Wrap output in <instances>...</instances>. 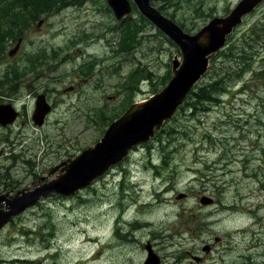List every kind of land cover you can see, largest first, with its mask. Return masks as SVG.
<instances>
[{"label":"rangeland","instance_id":"374dc122","mask_svg":"<svg viewBox=\"0 0 264 264\" xmlns=\"http://www.w3.org/2000/svg\"><path fill=\"white\" fill-rule=\"evenodd\" d=\"M238 2L152 5L192 34ZM43 5L31 4L29 14ZM132 7L119 23L106 0H81L23 32L4 31L0 104L15 101L21 116L0 126V196L32 188L47 197L0 230V264H143L146 248L162 264H196L190 256L205 257L206 246V264H264V2L194 87L199 93L223 79L218 103L197 105L190 93L153 140L77 197L58 196L83 176L63 180L69 161L132 103L162 90L181 59L179 46ZM40 94L53 109L37 127L31 116ZM204 196L216 202L198 206Z\"/></svg>","mask_w":264,"mask_h":264},{"label":"water","instance_id":"95a60500","mask_svg":"<svg viewBox=\"0 0 264 264\" xmlns=\"http://www.w3.org/2000/svg\"><path fill=\"white\" fill-rule=\"evenodd\" d=\"M261 1L262 0H242L226 19H215L211 21L208 26L203 27L197 34L191 36L184 33L175 23L162 16L155 7L150 5L149 0H132L145 18L179 46L182 62L180 64L175 63V67L179 66V68L173 71V78L162 91L146 101L132 104L119 119L109 125L103 138L95 146L86 150L78 159L69 162V165L65 166L64 181L76 178L79 175L83 176L79 180L76 178V180L68 181V183L71 182V184L58 192L64 196H68L79 189L89 186L95 179L105 174L110 167L120 163L133 147L144 144L149 138H152L154 131L159 130L164 122L173 117L177 107L185 100L187 94L205 73L207 69V56L223 46L225 35H227L231 31V28L239 22L240 17ZM107 3L114 11L117 19L128 14L131 10L127 0H107ZM189 58L193 59V61L195 60V65H192ZM188 75L189 77L184 82V85L180 86L181 81ZM173 93H175L172 98L173 100L163 114L154 119L145 129L140 131L136 137L122 144L116 152L106 156L103 162H96L98 155L100 156L101 153L103 154L104 152L106 154L109 151L107 147L111 144L114 136L125 127V123H129L137 114H146L151 110L150 108H153L156 104L162 105L167 103V101L169 102ZM163 98L165 99L164 102ZM49 110L50 107L45 103L44 96H39L36 102V112L39 114L40 121L35 122L37 125L42 124L43 118ZM0 123L4 124L5 120L2 121L0 119ZM106 144H108L107 147ZM91 155H95V157L87 163L85 168H82L84 160L90 158ZM20 194L21 196H19ZM22 194L23 192H18L7 204L0 198V227L6 224L12 217L33 206L40 198L47 197L44 193L36 194L34 191L29 195L22 196ZM28 196H30V198L23 199ZM4 206L5 209L3 210ZM145 264H158V261L153 256H150Z\"/></svg>","mask_w":264,"mask_h":264},{"label":"bare ground","instance_id":"6f19581e","mask_svg":"<svg viewBox=\"0 0 264 264\" xmlns=\"http://www.w3.org/2000/svg\"><path fill=\"white\" fill-rule=\"evenodd\" d=\"M165 35V34H164ZM192 56V55H191ZM190 59V58H189ZM190 61H191V63H192V65H195V60L193 61V59H190ZM189 68V67H188ZM187 68V69H188ZM185 74V73H184ZM183 74V75H184ZM188 77H189V75L188 76H186L182 81H181V84H180V86H183L184 85V82L188 79ZM179 86V87H180ZM179 87H178V89H179ZM177 89V90H178ZM176 90V91H177ZM175 95V93H173V95H172V97H171V99H170V101L168 102L167 101V103H165V104H162V105H160V104H156V105H154V107L150 110V111H148L146 114H139V115H137L135 118H133L129 123L127 122V123H125L124 124V126L125 127H123L122 128V130H120L115 136H114V139H116V140H119V143H117L115 146L112 144V146H111V148H110V146L108 147V148H110L109 149V151L105 154V152L102 154L101 153V155L99 156H97V160H96V162L97 163H101V162H103L105 159H106V156H108V155H110V154H113L114 152H116V150L122 145V144H124L125 142H127V140H130V139H132V138H134V137H136L137 136V134L140 132V131H142L143 129H145L154 119H156L159 115H161V114H163L167 109H168V107H169V105H170V103H171V101L173 100L172 98H173V96ZM165 101V99L163 98V102ZM132 114V113H131ZM130 114V115H131ZM129 115V116H130ZM116 140H114L112 143H115L116 142ZM113 149H115V150H113ZM113 150V151H112ZM78 165V164H77ZM85 166H87V164H83L82 165V168H85ZM75 167V166H74ZM9 201H5V204H7ZM3 209H5V206H4V208Z\"/></svg>","mask_w":264,"mask_h":264},{"label":"trees","instance_id":"16d2710c","mask_svg":"<svg viewBox=\"0 0 264 264\" xmlns=\"http://www.w3.org/2000/svg\"><path fill=\"white\" fill-rule=\"evenodd\" d=\"M150 1L152 2L153 0ZM32 2L34 3L41 2L44 4L42 7L33 10L32 16L33 18H35L41 13H43L44 15H49L53 11L57 12L61 10V7H64L68 4H74L75 2H77V0H32ZM159 9H161V7ZM13 20L18 21L19 17H14ZM224 90H225V82L223 79H219L209 83L205 88L200 89L199 93H195L193 89L190 92L191 94L189 93L190 95L188 99L192 97H199L198 102L195 103L197 105L216 104L218 103V100L215 98V96L224 92ZM27 198H30V196L25 197L23 199H27Z\"/></svg>","mask_w":264,"mask_h":264},{"label":"flooded vegetation","instance_id":"af4514ba","mask_svg":"<svg viewBox=\"0 0 264 264\" xmlns=\"http://www.w3.org/2000/svg\"><path fill=\"white\" fill-rule=\"evenodd\" d=\"M219 241V239H218ZM215 241V242H218ZM207 249V248H206ZM212 252L211 246H208V249L206 251L203 250V253L205 254V257H199V256H190L196 264H206V258L210 256V253ZM162 264V263H161Z\"/></svg>","mask_w":264,"mask_h":264}]
</instances>
